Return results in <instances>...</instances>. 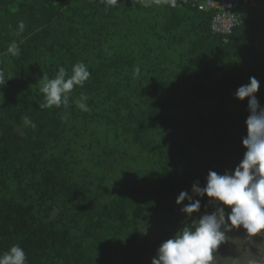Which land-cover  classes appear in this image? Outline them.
Instances as JSON below:
<instances>
[{"label": "trees", "instance_id": "trees-1", "mask_svg": "<svg viewBox=\"0 0 264 264\" xmlns=\"http://www.w3.org/2000/svg\"><path fill=\"white\" fill-rule=\"evenodd\" d=\"M162 1L0 0V72L9 78L0 87V253L18 244L27 264H108L143 223L189 203L176 204L181 191L200 199L199 212L215 210L192 184L246 150L247 98L234 93L255 77L264 106V12L244 13L225 40L210 31V12ZM12 41L18 56L7 51ZM77 62L91 75L68 106L40 109L39 79L60 66L70 76ZM81 94L87 112L75 104ZM99 125L115 142L88 141ZM125 162L113 194L95 184L97 170L104 179Z\"/></svg>", "mask_w": 264, "mask_h": 264}, {"label": "clouds", "instance_id": "clouds-1", "mask_svg": "<svg viewBox=\"0 0 264 264\" xmlns=\"http://www.w3.org/2000/svg\"><path fill=\"white\" fill-rule=\"evenodd\" d=\"M118 0H107L115 5ZM171 6L176 0H167ZM18 31L23 32L25 23L18 21ZM13 56L20 54L19 45L12 41L7 49ZM139 67L135 69L139 74ZM91 75L88 66L77 62L72 66L69 76L65 67L60 66L54 78L43 74L39 79L40 92L44 96V103L40 109L67 107L70 93L76 86H83ZM7 78L0 72V87ZM260 81L250 77L247 84L241 85L234 96L239 101L247 98L248 115L244 121L246 134L241 137L244 149L242 159L234 170L223 174L209 170L204 186L192 184V191L199 197L207 196L210 204H215V210L204 213L190 223L180 227L170 238L162 241L156 250L151 264H214L213 252L226 242V233L222 230H243L246 238L254 243L264 244V106L261 105L256 93L259 91ZM88 97L81 94L75 101L76 106L84 112L89 111L86 104ZM24 126L35 127L32 119L22 117ZM181 211L192 217L201 209L200 199H193L188 191H181L176 198V204L181 205ZM259 239H256V238ZM0 264H27L24 249L12 245L7 251L0 253ZM232 264H264V247L257 249V253L248 257L237 256Z\"/></svg>", "mask_w": 264, "mask_h": 264}, {"label": "rangeland", "instance_id": "rangeland-1", "mask_svg": "<svg viewBox=\"0 0 264 264\" xmlns=\"http://www.w3.org/2000/svg\"><path fill=\"white\" fill-rule=\"evenodd\" d=\"M138 3L140 6L144 4H147L149 6L155 5L156 7L160 6V8H163L165 6V1L162 0H138ZM235 8L238 10L240 16H242L244 13L251 12L253 8L262 13L264 12V0H251L247 4L241 3L235 5ZM193 33H191L187 38L196 39V36L193 35ZM138 44L139 42L134 43L136 47L138 46ZM128 46V42H125L122 45L123 48H128ZM5 76H7V74ZM106 134H108L107 128L105 126L99 125V127L97 126L93 130V132L90 133V135L88 136V141L94 140V137L97 136L103 144L104 138L115 142V139L111 135ZM80 141L81 143H83L82 140ZM117 142L112 144H114L113 146L120 150L119 143ZM78 147L80 150V146ZM80 152L82 155V159L84 160L87 157V154L88 156L90 155V153L83 148ZM97 153H100V150L95 147L93 149V154ZM129 157H131L130 154ZM136 162L139 163L140 160L137 159ZM239 162L240 159L238 158L228 159L227 167L222 169V173H224L225 171L234 170V167ZM127 163L128 162L115 165L113 170H109L106 172L108 176L104 177V179L101 178L102 173L97 170V172L94 173V175H97L96 177H94L95 184H100V186L105 187V189L108 191L107 194H113L118 189V177L120 176L122 171L125 172V166ZM90 170H93L91 165ZM182 207L183 206H177L171 213H161L155 216L149 222L143 223L138 229V241L135 243V245H133L130 249L122 252L119 257L110 261L108 264H151V260L155 256L156 250L162 241L170 238L180 227L190 223L192 219L198 218L199 215H202L204 213H209V211H202L194 213L192 214V217H189L187 214L181 211ZM222 230L226 233V242L222 244L219 249L213 252L214 264H232V261L237 256H252L257 253L258 248L264 247V244H261L258 241L254 243L252 240L246 238L243 230H230L227 228V226L223 227ZM256 239L259 238L257 237Z\"/></svg>", "mask_w": 264, "mask_h": 264}, {"label": "built area", "instance_id": "built-area-1", "mask_svg": "<svg viewBox=\"0 0 264 264\" xmlns=\"http://www.w3.org/2000/svg\"><path fill=\"white\" fill-rule=\"evenodd\" d=\"M200 11L210 12L211 19L209 28L213 34L225 38L231 35L242 19L235 12L233 6L248 0H190Z\"/></svg>", "mask_w": 264, "mask_h": 264}]
</instances>
